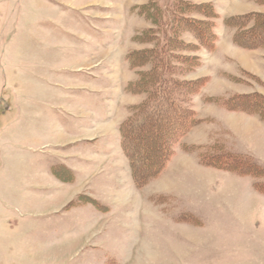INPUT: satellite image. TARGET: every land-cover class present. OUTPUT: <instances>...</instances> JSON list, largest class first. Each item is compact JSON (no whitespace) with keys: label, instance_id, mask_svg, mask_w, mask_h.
Returning a JSON list of instances; mask_svg holds the SVG:
<instances>
[{"label":"rangeland","instance_id":"374dc122","mask_svg":"<svg viewBox=\"0 0 264 264\" xmlns=\"http://www.w3.org/2000/svg\"><path fill=\"white\" fill-rule=\"evenodd\" d=\"M248 14L264 15V0H0V264H264V121L224 106L264 97V48L238 47L224 25ZM146 50L169 79L198 83L175 89L196 125L161 172L137 188L124 161L106 204L42 179L54 158L26 151L51 117L93 120L108 105L113 136L137 119L153 89L141 75L165 73L131 66Z\"/></svg>","mask_w":264,"mask_h":264},{"label":"trees","instance_id":"16d2710c","mask_svg":"<svg viewBox=\"0 0 264 264\" xmlns=\"http://www.w3.org/2000/svg\"><path fill=\"white\" fill-rule=\"evenodd\" d=\"M187 28L202 25L201 22L183 19ZM252 22V23H251ZM251 24V26H249ZM226 27L236 28L238 32L233 36V43L245 50L264 48V15L248 14L224 20ZM249 26V27H248ZM202 35L203 31H193ZM202 32V33H201ZM199 39V38H198ZM200 40V39H199ZM174 44H178L176 41ZM173 45L167 42V49ZM131 66L138 62L152 61L153 68L162 70L164 75L158 77L155 70L141 75L140 81L144 86H153L152 99L141 105L136 120H128L120 128V146L129 163L131 177L135 187L139 188L157 176L171 155V145L191 127L196 125L192 113L176 103V94L183 91L185 95L195 92L197 82H178L169 79L170 65L161 58L156 59L152 51L132 53L128 56ZM197 83V84H196ZM141 84V86H142ZM137 86V85H135ZM137 88L148 92L146 87ZM197 87V88H196ZM224 106L229 111L257 113L264 121V97L248 94L227 99Z\"/></svg>","mask_w":264,"mask_h":264},{"label":"crops","instance_id":"0c3cea01","mask_svg":"<svg viewBox=\"0 0 264 264\" xmlns=\"http://www.w3.org/2000/svg\"><path fill=\"white\" fill-rule=\"evenodd\" d=\"M236 54L242 59L241 62L245 63L243 56ZM107 106L103 109L104 115L99 111V114L92 117L93 120L89 117L74 118L72 115L60 119L51 117L49 119L51 127L47 135L49 138H46L39 148L26 151L32 156L39 153L43 159L47 155H50V160L54 158L51 162H46L45 172L40 174L42 179L50 178L57 186L79 189V193L77 191L75 193L85 195L98 204L112 202V199L121 196L123 187L119 185V181L124 169H128L126 165L124 166V161L127 160L120 147V135L118 131L117 136L111 133L113 126L108 117ZM27 124L32 125V119ZM37 130L43 131L41 127ZM63 156L65 160L59 161ZM59 172L66 173V176ZM128 172L130 175L129 169ZM69 179L68 184L64 183ZM82 188L85 193H81ZM103 213L95 212L91 219L106 218L108 215Z\"/></svg>","mask_w":264,"mask_h":264}]
</instances>
